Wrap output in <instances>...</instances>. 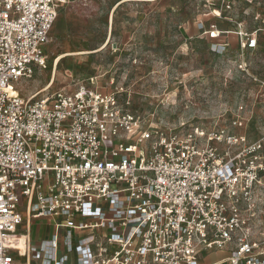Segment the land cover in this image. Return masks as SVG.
I'll return each mask as SVG.
<instances>
[{"label":"built area","instance_id":"1","mask_svg":"<svg viewBox=\"0 0 264 264\" xmlns=\"http://www.w3.org/2000/svg\"><path fill=\"white\" fill-rule=\"evenodd\" d=\"M71 1L0 0V264H19L12 251L26 264H264V135L163 125L122 104V86L20 95ZM211 13L200 26L218 51L230 33L258 48L264 0H219ZM42 218L53 232L34 243Z\"/></svg>","mask_w":264,"mask_h":264},{"label":"rangeland","instance_id":"2","mask_svg":"<svg viewBox=\"0 0 264 264\" xmlns=\"http://www.w3.org/2000/svg\"><path fill=\"white\" fill-rule=\"evenodd\" d=\"M218 3L72 0L60 9L51 29L47 65L36 66L15 87L23 97H43L64 87L72 90L86 76H98L100 89L122 86L120 102L147 119L163 125L186 122V128H222L256 140L264 135V34L258 48L242 49L237 34L230 33V46L218 51L216 40L200 26L212 22L211 9ZM238 10L234 17L253 26L252 16ZM27 202L23 196L19 209L24 214ZM52 232L48 219L34 221L35 242ZM12 254L26 264L16 251ZM227 254L212 251L202 260L211 263Z\"/></svg>","mask_w":264,"mask_h":264},{"label":"crops","instance_id":"3","mask_svg":"<svg viewBox=\"0 0 264 264\" xmlns=\"http://www.w3.org/2000/svg\"><path fill=\"white\" fill-rule=\"evenodd\" d=\"M65 5H66V4H65ZM63 6H64V5H63ZM63 6H61L60 9H61ZM59 11H60V10H59ZM58 14H59V13H58ZM209 24H210V23H209ZM218 25H219V27H220L221 29H228V28H231L230 25H229V23H228V24H226V23L224 24V23L221 22V21L218 22ZM67 55H68V54H67ZM86 77H87V78H85V79H84L83 81H81V82H85V83L90 84V85H92V86H94V87H95V86L99 87V85L97 84V82H96L95 79H94V82H95L94 84H92L91 81H90V78H91V77H93V78L96 77V79H97L98 76H86ZM112 82H114V79H112ZM99 88H100V87H99ZM101 89H102V88H101ZM40 220H44V219H43V218H42V219H37L36 221L38 222V221H40ZM34 221H35V220H33V222L31 223V231H30V233H31L32 241H33L34 243H39L38 241L35 242V241L33 240V236H32V229H33ZM41 227H42V223H41ZM24 228H25V227H23V230H22L21 232H24ZM22 237H24V236H22ZM47 237H48V236H46V237H44V238H41L40 241L43 240V239H45V238H47ZM224 251H227V250H224ZM227 252H228V251H227ZM225 256H226V255H225Z\"/></svg>","mask_w":264,"mask_h":264},{"label":"bare ground","instance_id":"4","mask_svg":"<svg viewBox=\"0 0 264 264\" xmlns=\"http://www.w3.org/2000/svg\"><path fill=\"white\" fill-rule=\"evenodd\" d=\"M68 54H71V53H68ZM64 55H60L57 60H56V64L60 61V59L63 57ZM52 84V83H51ZM25 246V238L22 237L21 240L19 241V247H21L22 249L24 248Z\"/></svg>","mask_w":264,"mask_h":264}]
</instances>
